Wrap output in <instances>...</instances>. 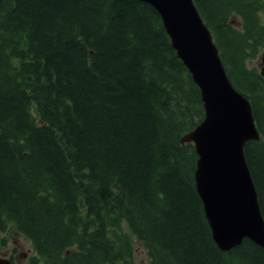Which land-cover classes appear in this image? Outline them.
Wrapping results in <instances>:
<instances>
[{
    "label": "trees",
    "instance_id": "16d2710c",
    "mask_svg": "<svg viewBox=\"0 0 264 264\" xmlns=\"http://www.w3.org/2000/svg\"><path fill=\"white\" fill-rule=\"evenodd\" d=\"M227 77L249 99L244 144L264 218V0H193ZM200 90L141 0H0V233L29 264H264L214 242L184 134ZM6 239H1V244ZM14 264L12 257H10Z\"/></svg>",
    "mask_w": 264,
    "mask_h": 264
},
{
    "label": "water",
    "instance_id": "95a60500",
    "mask_svg": "<svg viewBox=\"0 0 264 264\" xmlns=\"http://www.w3.org/2000/svg\"><path fill=\"white\" fill-rule=\"evenodd\" d=\"M159 14L172 47L200 90L204 118L181 142L197 154L194 180L211 235L222 251L247 238L264 248V218L244 156L260 133L249 100L226 75L219 50L193 0H141ZM264 76L263 68L260 70ZM0 264H13L0 255Z\"/></svg>",
    "mask_w": 264,
    "mask_h": 264
},
{
    "label": "rangeland",
    "instance_id": "374dc122",
    "mask_svg": "<svg viewBox=\"0 0 264 264\" xmlns=\"http://www.w3.org/2000/svg\"><path fill=\"white\" fill-rule=\"evenodd\" d=\"M261 54H263V51H260L254 58V64L259 71L262 69V64L259 57ZM3 237L6 239V241L2 245L1 239ZM133 245L132 261L136 264H149L147 251L141 242L134 238ZM2 254L12 257L14 264H29L28 260L33 254V249L31 243L23 236L11 237L10 234L0 233V255Z\"/></svg>",
    "mask_w": 264,
    "mask_h": 264
},
{
    "label": "flooded vegetation",
    "instance_id": "af4514ba",
    "mask_svg": "<svg viewBox=\"0 0 264 264\" xmlns=\"http://www.w3.org/2000/svg\"><path fill=\"white\" fill-rule=\"evenodd\" d=\"M261 64L264 63V53L259 55ZM263 67V65H262Z\"/></svg>",
    "mask_w": 264,
    "mask_h": 264
},
{
    "label": "bare ground",
    "instance_id": "6f19581e",
    "mask_svg": "<svg viewBox=\"0 0 264 264\" xmlns=\"http://www.w3.org/2000/svg\"><path fill=\"white\" fill-rule=\"evenodd\" d=\"M165 29V28H164ZM257 127V126H256Z\"/></svg>",
    "mask_w": 264,
    "mask_h": 264
}]
</instances>
